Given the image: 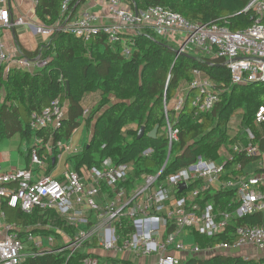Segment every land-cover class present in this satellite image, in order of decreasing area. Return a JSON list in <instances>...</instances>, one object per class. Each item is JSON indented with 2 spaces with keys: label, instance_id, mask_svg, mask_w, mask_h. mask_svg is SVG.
Segmentation results:
<instances>
[{
  "label": "built area",
  "instance_id": "obj_1",
  "mask_svg": "<svg viewBox=\"0 0 264 264\" xmlns=\"http://www.w3.org/2000/svg\"><path fill=\"white\" fill-rule=\"evenodd\" d=\"M26 1L35 10L40 0ZM69 4L70 0L63 2L62 14ZM106 8L111 19L108 23L84 8L73 18L38 25L22 12L14 17L10 0H0V78L14 69L32 73L49 64L50 58L43 56L42 50L27 57L15 42V27L26 25L48 37L63 31L87 41L105 34L112 43L121 41L129 30L136 33L151 28L166 39L178 33L177 57L190 50L207 52L228 61L233 83H264V0L249 1L244 11L253 13V23L236 31L216 22H192L163 6L136 14L124 0H106ZM5 36L10 37L11 45ZM124 51L130 53L128 48ZM189 95L197 117L220 101L217 84L199 68L171 101L164 100L163 130L168 148L156 172L138 173L134 161L117 163L106 157L99 165L79 169L67 164L62 176L55 177L48 173L50 159L54 164L60 155L54 151H78L71 149L70 141L53 143L37 134L30 144L26 141L27 167L5 170L0 162V203L6 201L10 208L25 213L47 215L45 222L23 225L8 221L5 211H0V264H26L30 258L53 253L67 254L65 264L77 253L86 255L81 264H136L132 258L143 256L156 257L150 264H181L184 258L209 259L232 249H249V254L241 256L245 261L264 258V151L251 129L223 143L217 159L199 155L191 164L166 174L180 133L171 113L178 114ZM66 109L67 102L54 98L41 112L32 113L31 130L60 126ZM89 111L86 108L83 116ZM255 119L264 122V107H259ZM153 152L149 147L139 157ZM246 158L255 161L254 172L247 171ZM258 214L262 217L258 223H238ZM60 223L74 227L75 233ZM198 237L220 239L202 245L195 241Z\"/></svg>",
  "mask_w": 264,
  "mask_h": 264
},
{
  "label": "trees",
  "instance_id": "obj_2",
  "mask_svg": "<svg viewBox=\"0 0 264 264\" xmlns=\"http://www.w3.org/2000/svg\"><path fill=\"white\" fill-rule=\"evenodd\" d=\"M64 1L40 0L35 13L41 23L52 25L73 18L86 0H70L67 12L62 14ZM249 1L124 0L133 10L135 6L139 11L163 6L183 14L192 22H216L234 31L253 23V13L244 11ZM125 48L130 53H126ZM175 48L151 28L123 33L121 41L115 43L110 42L105 34L86 41L70 33L55 31L34 50L20 46L27 57L42 50L43 56L49 57L50 61L35 72L14 69L0 78V140L20 131L29 144L35 134L45 141L67 142L84 125L85 130L88 132L91 128L92 133L82 150L69 157L74 168L99 165L104 158L111 157L117 163L134 161L138 173L156 172L164 163L168 148L163 130L164 100L171 101L182 83L192 79L193 70L199 68L217 84L220 101L213 110L197 117L189 95L183 109L178 114L171 113L180 133L179 140L172 147L166 174L191 164L199 155L217 159L218 148L234 141L235 136L247 128L256 134V142L264 151V122L259 124L255 119L259 107H264V83L235 84L222 58L194 50L188 52L194 57L187 54L177 57ZM94 93L99 94V100L84 117L86 98ZM56 97L67 102L66 115L60 126L32 131L29 126L32 113L41 112ZM238 113H241V129L231 132V119ZM157 125V137H149L148 133ZM142 126L145 133L138 138ZM149 147L154 152L139 157ZM59 153V150L54 151L55 155ZM27 160L29 162L28 155ZM249 160L246 158L244 162ZM50 164L53 168L51 159ZM1 210L7 214L8 221L23 225L47 221L45 213H25L10 208L6 201L0 203ZM261 218L259 214L246 216L238 223L255 224ZM60 225L75 233L74 227ZM219 239L198 237L195 241L204 245L206 240L213 243ZM85 256L83 253L72 255L67 264H81ZM66 258L65 253H53L30 258L26 264H65ZM181 264H264V258L255 262L245 261L240 255L217 254L209 259L184 258Z\"/></svg>",
  "mask_w": 264,
  "mask_h": 264
},
{
  "label": "rangeland",
  "instance_id": "obj_3",
  "mask_svg": "<svg viewBox=\"0 0 264 264\" xmlns=\"http://www.w3.org/2000/svg\"><path fill=\"white\" fill-rule=\"evenodd\" d=\"M18 1V3H17ZM13 4L16 5L18 4L21 9L22 12L24 14L27 15L26 18H32V20L38 24L41 25V21L39 20V18L37 17L35 10L33 8H31V4L26 1V0H13ZM15 12L17 13V15H21L22 13L19 12V10L15 9ZM15 39H16V43L18 45H20L23 48L26 49H30L33 45L38 44L40 42H42L44 39L47 40L48 36L40 33V32H36L33 28H30L26 25H19L15 27ZM13 38V36H12ZM168 39V38H167ZM171 43L173 45H177V43L174 41L173 38H170ZM168 39V40H169ZM9 41L11 42V39L9 37ZM14 42V43H15ZM204 54L207 55V52H205ZM185 83H182V85H184ZM181 85V86H182ZM94 102V99H92V103ZM92 103H86V108L91 109L92 108ZM85 108V109H86ZM89 115V112L87 114V116ZM84 126H80L79 129L77 130V132H74V135L72 136L73 138V143H71L70 145L73 146L74 142L76 139L80 138V136L82 137L83 133H84ZM230 131L231 132H235L239 129H241V113H238L236 115L233 116V118L231 119L230 122ZM92 133V129L90 128V130L88 129V137L91 135ZM81 141L79 140V143ZM73 144V145H72ZM70 146V147H71ZM25 147H26V140L23 139L21 132H17L14 135H12L11 137H5L2 140H0V158H3L4 156L10 157L11 153L16 154L17 157L23 158L25 160L24 154H25ZM72 148V147H71ZM68 158V151L64 150L62 152V157L59 159V163H58V170L56 171V174H58L59 171H62L65 167V165L68 163L67 161ZM17 168V167H15ZM250 169V166L248 168V171ZM253 170V169H252ZM225 254H230V255H246L249 254V251L245 250V249H232L231 251L225 252ZM156 257H150L149 259L146 257H133L132 261H134L136 264H150V263H154L156 262Z\"/></svg>",
  "mask_w": 264,
  "mask_h": 264
},
{
  "label": "crops",
  "instance_id": "obj_4",
  "mask_svg": "<svg viewBox=\"0 0 264 264\" xmlns=\"http://www.w3.org/2000/svg\"><path fill=\"white\" fill-rule=\"evenodd\" d=\"M17 3H18V1H17ZM18 4L14 5L13 4V0H10V6L12 8V14H13L14 17L19 15V14L17 15L18 12L16 13L15 12V9L19 10V12H22V9H21V7ZM31 8H33V7L31 6ZM84 8H87V9L92 10L96 15H98L100 17V19H101L102 22H105V23L111 22V19H110L108 10L106 8V0H86L83 3V5L80 7V9L77 11V13H76L75 16L79 15V12L82 9H84ZM129 32L131 33V32H133V30H129ZM179 37H180V35L178 33H176L174 36H170V38H173L174 39V41L177 43V45L179 44ZM5 38H6V43H8L9 45H11L12 42L9 41V37L8 36H5ZM168 39H169V37H168ZM47 40L44 39L42 42L33 45L29 50L36 49L41 43H43V42H45ZM169 41L171 42L170 39H169ZM177 45H175V46L177 47ZM197 53L204 54V52H200V51L197 52ZM92 99H94V102L93 103H92ZM98 100H99V94L98 93H94V94L89 95L86 98V103L87 104L88 103L89 104L92 103L94 105V104H96V102ZM82 126H84V125H82ZM83 128H84V133H83L82 137L80 136V138L76 139L75 142H74V145L72 144L73 146L70 145L72 147L71 149H74L75 148V150H77L78 153L82 150V146L85 143V141L86 140L88 141L89 138H90V136L88 137L87 130H85L86 129L85 126ZM77 130L75 132H77ZM79 140L81 141L80 143H79ZM68 141H70V144L73 143V138L71 137ZM74 154H76V153H74ZM74 154H71V153L68 152V158H67L68 163L67 164H70L71 166H74V165L70 161L69 157L72 156V155H74ZM24 157H25V160L23 158L17 157L16 154H14V153H11V156L10 157L4 156L3 158H0V162H1V164H2V166H3V168L5 170L11 169V168H15V167H27L28 164H29V162L27 160V154H26V152L24 154ZM61 157H62V152L58 156L57 160L54 162V164H53L54 167L51 168L52 165H50L49 166V169H48V173H51L55 177L62 176V174H63V172L65 170V167L67 165V164L65 165V167H64V169L62 171H59L58 174H56V171L58 170L57 168H58L59 159ZM249 166H250L249 172H254V170H255V161L252 160V161H249L248 162V165L246 166L247 171H248ZM247 251H249V249H247Z\"/></svg>",
  "mask_w": 264,
  "mask_h": 264
},
{
  "label": "water",
  "instance_id": "obj_5",
  "mask_svg": "<svg viewBox=\"0 0 264 264\" xmlns=\"http://www.w3.org/2000/svg\"><path fill=\"white\" fill-rule=\"evenodd\" d=\"M78 3L76 4V6L74 7V9L77 7ZM135 12L136 14L139 13V10L138 8L135 6ZM175 51L178 52V50L175 48ZM184 54H187L189 55L188 53H184ZM191 56V55H189ZM191 57H194V56H191ZM252 59L256 60V61H262L263 59L261 58H255L253 57ZM228 63V61H224L223 64L226 65ZM67 88L69 89V84L67 83ZM158 130H159V126L157 125L156 127H154L149 133H148V136L151 137V138H156L157 135H158ZM145 133V128L142 126L139 130V134H138V138H141ZM55 161V160H54ZM181 187H185V184H182Z\"/></svg>",
  "mask_w": 264,
  "mask_h": 264
}]
</instances>
